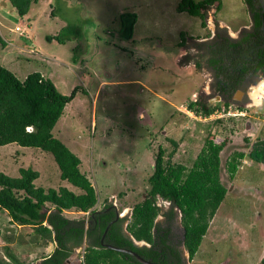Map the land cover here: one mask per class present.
Returning <instances> with one entry per match:
<instances>
[{
	"label": "rangeland",
	"instance_id": "rangeland-1",
	"mask_svg": "<svg viewBox=\"0 0 264 264\" xmlns=\"http://www.w3.org/2000/svg\"><path fill=\"white\" fill-rule=\"evenodd\" d=\"M179 1L38 0L22 17L9 0H0V33L6 42L0 44V63L20 79L40 71L63 94L76 89L53 132L81 157V168L98 193L97 208L115 205L125 225L133 205L148 192L160 145L166 159L185 165L186 175L206 138L223 142L220 179L228 190L189 264H261L264 163L248 152L264 138V79L237 91L225 112V99L211 87L212 70L196 63L197 44L211 40L217 24L236 37L250 27L249 12L243 0H221V9L217 3L208 7L203 25L201 17L179 11ZM125 11L137 14L131 39L119 33ZM66 26L70 37L48 39ZM182 32L186 43L179 45ZM185 55L191 60L185 62ZM199 98L220 104L208 119L188 107L189 100ZM235 151L245 156L232 177L227 160ZM21 167L39 172L37 186L81 191L61 178L50 151L16 142L0 145V171L18 176ZM157 203L166 204L161 198ZM66 214L88 218L83 212ZM9 218L0 211V259L7 258L9 244L21 260L39 264L50 242L39 239L32 226H17ZM184 254L189 256L187 250Z\"/></svg>",
	"mask_w": 264,
	"mask_h": 264
},
{
	"label": "trees",
	"instance_id": "trees-1",
	"mask_svg": "<svg viewBox=\"0 0 264 264\" xmlns=\"http://www.w3.org/2000/svg\"><path fill=\"white\" fill-rule=\"evenodd\" d=\"M37 1L9 0L22 17ZM243 1L253 12L255 0ZM215 3L217 9H221V0H180L177 9L201 17L205 25L206 10ZM256 18L255 27L243 28L237 38H232L227 28L217 24L214 37L197 44L201 53L196 63L200 65L205 62L212 70L211 87L213 92L225 99L221 103L224 110L232 105L229 98L236 90L245 91L264 76V37L258 27L260 19L258 16ZM119 20L121 38L131 39L137 14L125 11L120 14ZM70 35V28L66 26L58 35H49L48 39L56 38L63 42ZM182 37L179 45L186 43L183 32ZM0 44H6L1 33ZM183 59L186 62L191 57L185 55ZM75 91L70 95L63 94L40 71H33L20 79L0 63V145L16 142L50 151L58 163L61 178L81 189L76 192L65 186L47 189L37 186L35 179L39 172L32 167H21L18 176L0 171V211H5L17 226H32L33 233L44 243L55 242L53 250L45 254L39 264H65L66 259L81 246L84 247L85 264H144L134 255L106 244L132 249L157 263L171 264L166 255L171 247L164 237L158 238L156 232V218L161 210L157 200L161 196L169 199L173 207L182 212L184 243L189 260H192L228 190L220 179V152L224 143H217L212 137L206 138L204 147L186 175L185 165L166 159V149L160 145L153 172L148 178V192L133 205L131 219L125 225V218H116V208L111 204L96 207L98 193L81 168V157L53 132ZM219 106L217 102L209 103L206 98L188 101L190 110L203 116L211 115ZM28 126L33 128L28 130ZM244 156V152L235 151L227 160V170L232 177ZM248 156L264 163V138L252 144ZM73 210L88 212V218L69 217L66 212ZM133 238L144 240L149 245H138ZM5 252L7 258L0 259V264H29L21 260L9 244L5 246ZM176 256L179 263V253Z\"/></svg>",
	"mask_w": 264,
	"mask_h": 264
},
{
	"label": "flooded vegetation",
	"instance_id": "flooded-vegetation-1",
	"mask_svg": "<svg viewBox=\"0 0 264 264\" xmlns=\"http://www.w3.org/2000/svg\"><path fill=\"white\" fill-rule=\"evenodd\" d=\"M245 5L247 6V11L249 12V19H250L249 28L255 27V22H256L255 20L257 19L256 16H258V18L260 19V25L258 27L261 31L262 37H264V11H263V7H262L260 0H255L253 4V12L250 10V7L246 3ZM254 16L256 19L254 18ZM244 28L249 29L247 27H244ZM231 37L237 38L238 36L236 37L231 36ZM262 79H264V76H261L258 81L252 84H256ZM237 91L244 92L242 89H238L235 91L233 95H235ZM220 96L222 97V95ZM158 198H161L162 201H164V203L166 204H164L165 206L163 207L162 205L158 203V205L161 207V210H160L159 215L156 218V223L158 225V229L156 230L157 237L158 238L164 237L166 239L167 245L171 247V249L168 248L169 250L166 253V255H168V257L170 258L171 264H189V256L187 257L184 254V250L188 251V249L184 243L185 227L183 224L182 212L179 208L173 207V204L169 199H163L161 196H158ZM111 206L116 208L117 213L119 212L115 205L111 204ZM143 245H149V244L146 242V244H143ZM176 253H179V257L181 260L179 263L177 261L178 258L176 256ZM71 256H70V259H71ZM65 264H68V262L66 261ZM71 264H79V262L76 260Z\"/></svg>",
	"mask_w": 264,
	"mask_h": 264
},
{
	"label": "water",
	"instance_id": "water-1",
	"mask_svg": "<svg viewBox=\"0 0 264 264\" xmlns=\"http://www.w3.org/2000/svg\"><path fill=\"white\" fill-rule=\"evenodd\" d=\"M260 2H261V4H262L263 11H264V0H260ZM118 217H121V215H120L119 212L117 213V217H116V218H118ZM108 227H109V226H108ZM108 227H107V228H108ZM107 228H106V230H107ZM105 232H106V231H105ZM104 235H105V233H104ZM133 239H134V238H133ZM134 241H135L137 244H139V245L146 244V241H144V240L138 241V240L134 239ZM106 245L109 246V247L115 248V249H117V250H120V251L128 252V253L134 255V256H135L140 262H142V263H144V264H161V263H157V262H154V261H151V260H148V259L144 258V257L141 256L138 252H136V251H134V250H132V249L122 248V247H118V246H115V245H112V244H106ZM66 261L69 262V261H70V257L67 258Z\"/></svg>",
	"mask_w": 264,
	"mask_h": 264
},
{
	"label": "built area",
	"instance_id": "built-area-1",
	"mask_svg": "<svg viewBox=\"0 0 264 264\" xmlns=\"http://www.w3.org/2000/svg\"><path fill=\"white\" fill-rule=\"evenodd\" d=\"M16 30H19V31H21V26L20 25H17L16 26ZM231 107V106H230ZM229 107V108H230ZM189 114H192L191 112H189V111H187ZM227 112V111H226ZM213 114V113H212ZM211 114V115H212ZM211 115H209L208 117H205L206 119H208V118H210L211 117ZM27 129L28 130H31L32 129V126H28L27 127ZM78 261H79V264H85L84 263V247H80V249L78 250Z\"/></svg>",
	"mask_w": 264,
	"mask_h": 264
},
{
	"label": "crops",
	"instance_id": "crops-1",
	"mask_svg": "<svg viewBox=\"0 0 264 264\" xmlns=\"http://www.w3.org/2000/svg\"><path fill=\"white\" fill-rule=\"evenodd\" d=\"M96 207H97V206H96ZM66 213H73V214L75 213V214H76V213H82V212L73 210V211H67ZM86 213H88V212H86ZM84 214H85V213H84ZM73 217H75V216H73ZM19 226H20V225H19ZM54 246H55V242H50V244L47 246L48 249L46 248V249H47V250H46V254H49V253L53 250ZM77 257H78V255H77L76 257H73V256H72V257H71L72 260L70 259V261L68 262V264H71V263H73V262L76 261V260L78 261ZM73 258H74V259H73ZM40 259H42V258H40ZM40 259H39V260H40ZM71 261H72V262H71ZM78 262H79V261H78ZM261 264H262V260H261Z\"/></svg>",
	"mask_w": 264,
	"mask_h": 264
},
{
	"label": "bare ground",
	"instance_id": "bare-ground-1",
	"mask_svg": "<svg viewBox=\"0 0 264 264\" xmlns=\"http://www.w3.org/2000/svg\"><path fill=\"white\" fill-rule=\"evenodd\" d=\"M262 84H264V82H262ZM263 87V85L261 86H259V88H262ZM259 90L256 88V93L258 92ZM254 95V94H253ZM258 97V96H257ZM256 98V97H255ZM257 101V100H256Z\"/></svg>",
	"mask_w": 264,
	"mask_h": 264
},
{
	"label": "clouds",
	"instance_id": "clouds-1",
	"mask_svg": "<svg viewBox=\"0 0 264 264\" xmlns=\"http://www.w3.org/2000/svg\"><path fill=\"white\" fill-rule=\"evenodd\" d=\"M206 117H208V116H206ZM33 128V127H32ZM190 261V260H189Z\"/></svg>",
	"mask_w": 264,
	"mask_h": 264
}]
</instances>
